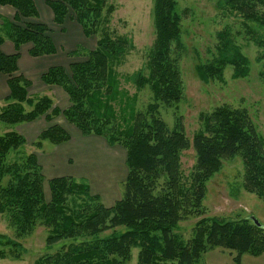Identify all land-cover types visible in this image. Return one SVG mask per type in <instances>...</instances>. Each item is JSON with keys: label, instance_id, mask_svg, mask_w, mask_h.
Listing matches in <instances>:
<instances>
[{"label": "trees", "instance_id": "trees-1", "mask_svg": "<svg viewBox=\"0 0 264 264\" xmlns=\"http://www.w3.org/2000/svg\"><path fill=\"white\" fill-rule=\"evenodd\" d=\"M176 1L154 0L155 40L147 73L127 75L117 68L132 43L125 36L103 31L107 16L114 11L111 0H45L56 25L73 19L85 37H96L93 49L77 46L68 54L84 56L83 62L68 65L69 74L64 67L53 66L40 77L43 84L59 87L67 95L69 106L60 110L53 106L51 97L30 95L31 82L18 73L22 45L31 44V58L56 52L50 29L36 20L33 0H0V5L12 7L16 16L25 20L23 27L4 18L1 24L14 53L4 55L0 51V73L6 76L9 90L0 107V122L14 127L41 116L51 122L61 115L82 136H96L109 146L123 147L127 169L122 196L111 207L90 194L86 180L71 176L47 180L51 199L46 201L42 167L34 153H23L24 137L15 130L0 134V213L6 215L14 230L11 237L0 235V260L7 257V251L19 259L25 251L19 239L30 236L38 225L47 229L46 249L60 245L33 264H123L134 248L138 249L137 264H197L200 254L215 248L235 251L236 263L243 254L264 253V226L249 219L203 218L186 242L174 231L180 220L200 207L203 182L219 169L222 158L240 153L245 189L264 198V135L258 134L245 109L218 107L203 117V130L193 135L191 142L184 131L169 129L158 116L159 106L178 102L182 92L175 56L182 47ZM255 1L264 4L263 0H226L225 4L244 18L264 24V18L255 11ZM226 35V31L218 34L223 42L217 47L213 64L195 67L199 79L220 78L226 65L237 66L236 77L247 75L248 60ZM4 41L0 34V46ZM237 63L243 67L238 69ZM124 83H132L137 89L148 87L154 104L143 112L136 111V95L130 97ZM70 138L66 130L52 124L32 146L41 149L44 141L57 146ZM190 147L195 163L184 178L180 157ZM10 154L14 155L12 160Z\"/></svg>", "mask_w": 264, "mask_h": 264}, {"label": "rangeland", "instance_id": "rangeland-1", "mask_svg": "<svg viewBox=\"0 0 264 264\" xmlns=\"http://www.w3.org/2000/svg\"><path fill=\"white\" fill-rule=\"evenodd\" d=\"M43 1L44 5L47 6L45 0ZM225 2L226 0L176 1L177 13L181 15L180 44L182 47L175 51V56L177 57L182 78V92L178 102L170 105H161L157 112L160 119L169 129L184 131L190 142L193 135L203 130V117L213 113L220 106H226L232 110L245 109L258 134L264 135V24L244 18L240 12L236 13L231 10L228 3L225 4ZM111 4L114 6V11L107 16L108 21L103 25V31L108 32V34L125 36L132 43V49L125 56L117 71L120 74L127 75L137 71H143L146 74L149 52L155 40L154 0H111ZM255 5L256 13L258 12V15L264 18V4L255 1ZM3 7H7L8 10H2L4 14L0 16V34L4 35V42L12 43L6 38L3 27L1 28L3 18L18 27H23L25 20L19 19L12 7ZM39 9L41 10L42 8L39 7ZM50 12L53 20L52 11L50 10ZM36 20L39 21V17ZM27 21L33 20L29 19ZM52 25L56 30L59 29V25ZM50 26H48L49 29H51ZM66 27L68 28L67 25ZM223 31L229 34L226 37L230 38L239 53L248 60L246 65L247 75L242 78L236 77L237 66L233 68L231 65H226L220 71V78H217V75L213 79L203 81L197 77L195 67L197 65L207 67L213 64L212 61L217 56V47L223 42L219 41L218 34ZM80 32L83 34L82 31ZM83 39L84 41L80 46L87 50L95 47V36L89 38L83 36ZM22 46L29 50L31 44ZM63 56L65 57L63 67L68 74V65L70 63L84 61L83 55L77 58L69 57L68 54L63 53ZM238 67V69H241L243 66L239 63ZM18 73L22 74L21 72ZM24 77L27 78L26 76ZM30 82L31 86L28 89L30 95L34 97L47 95L51 97L54 103L53 106L60 110H64L69 106L67 95L59 87L47 86L39 78L37 81L33 80V82ZM124 88L128 90L130 97L136 95V99L133 102L136 111L143 112L149 104H154L151 90L148 87L137 89L132 83H124ZM4 99L0 100V107L5 104ZM52 124L59 125L70 135L72 139L71 146H69L70 144L63 146L68 149L67 153L73 152L74 148L72 146L79 144L81 146L80 151H84L87 154H81L80 157L84 156L91 162L95 159L97 160V156L101 157V159L107 158L113 161L114 164L105 163L104 165L113 167L109 170L111 177H108V180L105 178L98 180L92 175L93 179L99 181L96 182V186L100 190L93 188V186L91 187L92 184L86 178H77L86 180L89 184L90 194L98 196L104 206L111 207L113 203L121 198L123 192L122 184L127 175L125 166L126 153L123 147L109 146L102 138L95 139L82 136L61 115L54 118L51 122H47L41 116L33 122L23 123L14 127L0 122V134L11 130L17 131L26 141L25 151L22 150L23 153H34L40 162V160L48 158L49 152L58 151V145L54 146L48 141L43 142L41 149L32 146L37 136ZM90 140L96 141L91 142ZM93 155L95 159L92 158ZM10 157L12 160L14 155L10 154ZM100 163L103 162L100 161ZM194 163L195 153L193 148L190 147L188 150H184L180 157V168L184 178L189 176ZM243 163L244 158L240 153L233 157L222 158L219 169L203 182L204 196L200 207L196 208L194 213L187 214L186 218L180 220L177 228L174 229L182 241H189L193 237L197 223L203 218H218L221 220L249 219L251 221L256 220L264 226V198L245 189ZM65 164H69L72 167H80L79 160L75 159L69 158ZM95 165H97L96 162ZM60 167L57 164L48 166L47 169L55 171ZM67 168H70V166H67ZM43 170H45V167H43ZM83 174H86V169L83 170ZM43 175L46 177L44 171ZM104 179L107 182H104ZM46 182L47 179L45 178L43 184L44 199L50 201V191ZM186 182V184H190L187 180ZM105 183L108 185H105ZM110 183H112L111 186ZM104 201L108 203L106 204ZM12 231L14 230L8 225L6 215L0 213V235L11 237ZM33 231L30 236L19 239L23 249H25L19 255L20 258H13L11 253L7 251V257L1 259L0 264H33L39 256L56 250L60 245L59 243L49 250L46 249V227L38 225ZM137 253V248L131 249L130 258L123 264H137ZM236 256L237 253L235 251L215 248L200 254L197 264H264V253L260 256L243 254L239 263L234 260Z\"/></svg>", "mask_w": 264, "mask_h": 264}, {"label": "crops", "instance_id": "crops-1", "mask_svg": "<svg viewBox=\"0 0 264 264\" xmlns=\"http://www.w3.org/2000/svg\"><path fill=\"white\" fill-rule=\"evenodd\" d=\"M34 4L36 6L39 21L41 23H44L48 26L55 24L52 22V15L50 10L47 6L44 5L43 0H33ZM39 7L42 9L40 10ZM8 10L7 7L0 6V16L3 15L2 10ZM10 10V9H9ZM11 11V10H10ZM56 25V24H55ZM68 26V28L66 27ZM58 26V25H57ZM50 38L55 46L56 52L52 55L42 56L38 58H31L27 54V50L24 46L20 49V58L18 60V69L19 72H21L24 76H26L30 81L33 82V80L37 81V79H40V75L43 74L48 68L53 66H64L65 57L63 56V53L69 54L72 51L76 49L77 46L82 45L84 39L83 34L80 32L82 31L81 28L78 26V24L73 20H66L63 25L58 26V30L54 28V26H50ZM27 46V45H25ZM23 48V49H22ZM30 48V47H29ZM0 51L4 55H11L14 53V46L12 43L4 42L0 46ZM52 56V57H51ZM56 87V86H52ZM8 88L6 85V76L0 73V100L6 98L8 96ZM89 138H95L98 139L99 137L96 136H88ZM101 139V138H100ZM91 142L96 140H90ZM72 139L66 143H62L57 146L58 151L56 152H49L48 158L42 159V161L38 159L39 164L42 167V172L44 171L46 175V179L49 180L54 177H61V176H71L74 178H86L91 184V187L98 188L96 186V182H99L98 180H101L102 178H105L108 180V177L110 176L109 170H111L113 167H106L104 166L105 163H113L112 160L105 159L97 156V160L94 158V155L92 156L93 160L92 162L86 157L80 155H87L84 151H80L79 144H76L75 146H72L74 148L73 152L67 153L68 149L64 148L63 146H71ZM75 159L79 160L80 167L78 166H71L67 163L68 159ZM88 160V161H87ZM102 161L103 163H100ZM95 162L97 165H95ZM59 164L61 167L55 171H51L50 169H47L48 166H53ZM67 166H70V168H67ZM96 166V168H95ZM43 167H45V170H43ZM86 169V174H83V170ZM95 172V173H94ZM90 173V174H89ZM94 173V174H93ZM88 174V175H87ZM92 175L95 177V180L93 179ZM104 179V182H107ZM114 181V180H111ZM105 185H108L105 183ZM112 183H110V186ZM99 189V188H98ZM100 190V189H99ZM109 201V200H107ZM105 202L106 204L108 202ZM114 204V203H113Z\"/></svg>", "mask_w": 264, "mask_h": 264}, {"label": "water", "instance_id": "water-1", "mask_svg": "<svg viewBox=\"0 0 264 264\" xmlns=\"http://www.w3.org/2000/svg\"><path fill=\"white\" fill-rule=\"evenodd\" d=\"M256 225H260L256 220H252Z\"/></svg>", "mask_w": 264, "mask_h": 264}]
</instances>
